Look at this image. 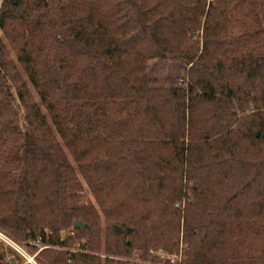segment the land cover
Listing matches in <instances>:
<instances>
[{
	"label": "trees",
	"instance_id": "trees-1",
	"mask_svg": "<svg viewBox=\"0 0 264 264\" xmlns=\"http://www.w3.org/2000/svg\"><path fill=\"white\" fill-rule=\"evenodd\" d=\"M0 31L2 231L40 264H264V0H2Z\"/></svg>",
	"mask_w": 264,
	"mask_h": 264
},
{
	"label": "rangeland",
	"instance_id": "rangeland-1",
	"mask_svg": "<svg viewBox=\"0 0 264 264\" xmlns=\"http://www.w3.org/2000/svg\"><path fill=\"white\" fill-rule=\"evenodd\" d=\"M1 2L2 0H0V5H1ZM0 37L2 41L4 42V44L8 47L6 40L4 39L1 31H0ZM9 53H10V58L14 60V62L16 63L15 57L10 49H9ZM169 67H170V70H175L177 69V64H174V63L169 64ZM22 77L25 79V76L23 74H22ZM25 82H26L27 88L30 92L32 99L34 100V102H36V104L37 103L39 104V100H38L36 93L34 92L32 87L27 83V81ZM179 82L181 84V80ZM84 189H85V186H84ZM85 192L87 193V191ZM100 226H101V229H103L104 227L103 219H101ZM72 229L73 227L69 231H60L58 234L59 240L63 241L66 237H68V235H72L71 233ZM75 245L76 243L73 244L71 247H80V243L77 244L76 246ZM179 247H180V250L182 249V247H184L182 245V241H180ZM47 248H48L47 246H43L36 241H30L29 239L28 240H20V239L16 240L14 238H11L4 231L0 229V254L3 257V262H2L3 264H8V261H12L13 264H40L41 252L42 250L47 249ZM53 250H56V249L50 248L48 251H53ZM150 253L152 255L157 254L160 258L165 257L162 252L150 251ZM101 258L103 260L105 256L101 255ZM167 258L171 259L170 263H172L174 260H177V262H180V259L182 258L181 252L176 256H167ZM109 259H113L115 262L121 261L126 264H149L147 262L140 261L137 256H132L130 258H122V257L120 258V257L109 256Z\"/></svg>",
	"mask_w": 264,
	"mask_h": 264
},
{
	"label": "water",
	"instance_id": "water-1",
	"mask_svg": "<svg viewBox=\"0 0 264 264\" xmlns=\"http://www.w3.org/2000/svg\"><path fill=\"white\" fill-rule=\"evenodd\" d=\"M256 137H258V134H256ZM262 138H264V135H262ZM72 227L73 229H83L85 225L80 223L79 221H75ZM114 231H117V228H115Z\"/></svg>",
	"mask_w": 264,
	"mask_h": 264
}]
</instances>
